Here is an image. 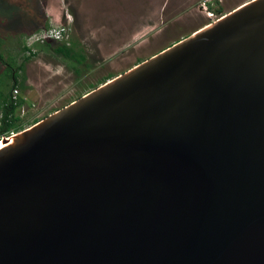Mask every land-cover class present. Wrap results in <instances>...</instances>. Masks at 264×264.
I'll list each match as a JSON object with an SVG mask.
<instances>
[{
	"label": "water",
	"instance_id": "95a60500",
	"mask_svg": "<svg viewBox=\"0 0 264 264\" xmlns=\"http://www.w3.org/2000/svg\"><path fill=\"white\" fill-rule=\"evenodd\" d=\"M15 134L0 264H264V0Z\"/></svg>",
	"mask_w": 264,
	"mask_h": 264
},
{
	"label": "rangeland",
	"instance_id": "374dc122",
	"mask_svg": "<svg viewBox=\"0 0 264 264\" xmlns=\"http://www.w3.org/2000/svg\"><path fill=\"white\" fill-rule=\"evenodd\" d=\"M248 1L0 0V49L8 64L21 63L23 44L34 32L47 28V23L68 25L65 42L77 58L87 56L78 63L75 57L58 54L54 48L63 41L32 46L37 54L21 72L27 87L13 90L27 101L19 109L21 121L29 127L34 119H43L88 92L90 86L124 73ZM5 67L0 61V78L4 77L0 80L6 79L9 68ZM1 89L5 92L8 86Z\"/></svg>",
	"mask_w": 264,
	"mask_h": 264
},
{
	"label": "trees",
	"instance_id": "16d2710c",
	"mask_svg": "<svg viewBox=\"0 0 264 264\" xmlns=\"http://www.w3.org/2000/svg\"><path fill=\"white\" fill-rule=\"evenodd\" d=\"M46 27H49V23H47ZM39 45L43 47L51 46L49 41L43 44H39ZM54 49L58 54L63 55L67 59H73V57H75L76 62L78 63L86 61L87 59V56L85 54H79V58H77V55H73L72 47L65 41L57 43ZM28 51H29V54H27ZM22 52H23V58H22L21 63L17 64V62H14L15 65H13V63L11 62L10 64H8V61L5 62V58L0 49V61L6 65L5 67L6 70L7 68H9L6 73V79L0 80V135L1 136L10 134V132H19L20 130H23L27 127L26 124L21 121L22 117L20 116V113H19V109L22 108V106L26 104L27 102L26 98L25 96L21 94L16 95V97H14L13 90L20 88L21 91H24V89L27 87L25 84L26 76L22 74L21 72H24L26 62H28L34 56H36L37 52L32 51V49L28 47L26 44H23ZM77 71L79 72L78 69ZM112 77H113L112 75L108 76L104 80L100 81L98 85L90 86V89L88 91L98 87L100 84L104 83L108 79H111ZM1 78H4V77H1ZM2 86H5V87L8 86V90L5 89V92H4L1 89ZM82 95L83 94H80L78 97ZM56 110L58 109H55L54 111ZM39 120H41V118H36L32 122H30L29 125H32L38 122Z\"/></svg>",
	"mask_w": 264,
	"mask_h": 264
},
{
	"label": "built area",
	"instance_id": "2783aa9c",
	"mask_svg": "<svg viewBox=\"0 0 264 264\" xmlns=\"http://www.w3.org/2000/svg\"><path fill=\"white\" fill-rule=\"evenodd\" d=\"M69 33L70 28L66 24L51 25L30 35L28 37L27 46L31 48L34 45H39L47 41H68ZM15 92H17V90H15ZM16 95L17 94H14V97H16Z\"/></svg>",
	"mask_w": 264,
	"mask_h": 264
},
{
	"label": "bare ground",
	"instance_id": "6f19581e",
	"mask_svg": "<svg viewBox=\"0 0 264 264\" xmlns=\"http://www.w3.org/2000/svg\"><path fill=\"white\" fill-rule=\"evenodd\" d=\"M15 135H16V134H14V136H15ZM14 136H11L10 138L13 139ZM8 139H9V138H8ZM11 139H10V140H11ZM3 146H4V142L2 141V142L0 143V147H3Z\"/></svg>",
	"mask_w": 264,
	"mask_h": 264
}]
</instances>
